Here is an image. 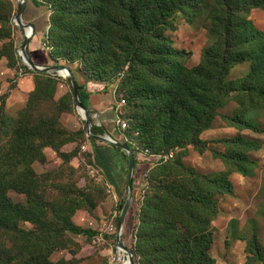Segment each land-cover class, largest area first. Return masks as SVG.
Segmentation results:
<instances>
[{"label":"trees","instance_id":"1","mask_svg":"<svg viewBox=\"0 0 264 264\" xmlns=\"http://www.w3.org/2000/svg\"><path fill=\"white\" fill-rule=\"evenodd\" d=\"M42 1L52 10L50 56L70 66L86 108L91 79L106 83L129 68L117 90L118 94L126 90L129 96L127 113L119 116L130 124L124 135L140 149L161 155L192 145L206 153L210 143L202 135L231 103L239 107L226 116L230 126L260 132L255 118L264 116V32L248 15L264 12V0ZM15 11V3L0 1V41L4 42L0 60L5 57L12 68L19 67ZM178 17L207 32L209 43L197 67L185 66L183 53L166 36ZM81 61L91 62L89 74H82ZM238 68L249 73L229 80ZM26 70L34 76L35 89L12 125L4 113L6 98H0V264H54L41 248L46 237L51 252L66 232L90 237L96 233L72 223L58 229L44 220L45 201L32 165L46 161L43 148H57L45 136L47 120L32 108L36 101L54 96L57 82L56 74L28 66ZM92 132L104 135V129L95 125ZM130 142L137 164L138 153ZM222 142L229 150L219 155L223 161L245 177L252 175L249 152L260 146L240 136ZM177 159L155 166L146 176L138 202L135 253L143 264H215L210 251L219 198L234 194V185L224 175L203 174ZM9 191L24 194L26 202L15 203ZM133 208L132 203L126 220L133 219ZM23 223L35 230L20 228Z\"/></svg>","mask_w":264,"mask_h":264},{"label":"rangeland","instance_id":"2","mask_svg":"<svg viewBox=\"0 0 264 264\" xmlns=\"http://www.w3.org/2000/svg\"><path fill=\"white\" fill-rule=\"evenodd\" d=\"M0 1L15 3L16 15L18 0ZM248 18L264 32V12L253 11ZM64 19L62 17L61 21H67ZM15 28L19 29L16 24ZM166 36L171 38L173 47L183 53L181 62L185 66L193 68L201 64L203 52L209 43L206 31L200 27L189 26L182 17H178L168 28ZM3 43L0 41V49ZM17 48L18 66L22 68V73H29L26 70L27 65L19 54L20 48ZM45 50H47L46 47ZM48 52L50 53V50ZM55 64H58L57 61ZM90 66L91 62L81 61L82 74H89ZM128 70L129 68L126 67L124 73ZM124 73L106 83L91 79V81L102 82L106 93L115 95L114 101L117 105L122 100L127 101L120 107V113L123 115L127 113L129 96L126 90L118 94L116 89H119ZM248 73L249 70L238 68L231 73L229 80L242 78ZM20 76L17 75L15 79H11L7 87L3 89L0 87V98L3 95L6 98L4 113L10 125H12L11 120L18 117L20 111L30 101L35 89L34 87L29 93L26 101L8 107V98ZM55 80L57 84L54 96L36 101L32 108L37 116L47 120L48 132L45 136L48 140L51 138L57 148L50 146L43 148L42 153L46 161H35L32 165L39 178V194L45 201L44 220L58 229L65 227L67 223H72L82 230L95 232L96 235L90 237L66 232L56 242L54 251L49 252L52 243L48 242L47 237L43 240L41 248L48 253L50 262L54 264H124L125 261L123 257L121 259L117 248L116 234L122 211L121 203L123 202L124 205L128 190L126 189L122 199L117 198L103 174L96 168L93 155L87 149V144L91 140L87 135V126L74 103L68 82L59 74L55 75ZM34 85H36L35 79ZM1 103L0 101V106ZM238 107V104L231 103L226 109H222L213 128L203 133L202 140L210 143L206 153H200L192 145L187 149L175 147L173 151L178 153L177 160H182L206 175H224L234 185V194L219 198L220 214L213 223L214 242L210 251L215 264H264V116L255 118L259 122L260 132L231 127L226 116L233 115ZM239 136L260 146L249 152V157L254 164L251 167L253 174L247 177L237 172L234 167L227 165L222 156H219L229 153L226 144L222 141L237 139ZM8 195L15 203H25L27 200L24 194L15 191H9ZM141 195H135L133 219L132 216L128 218L133 222L132 233L129 235V242H131L129 247L134 252L137 245V227L135 226L139 223L137 214ZM20 228L26 231L35 230L30 223L20 224ZM121 254L123 256L122 252ZM135 264H143L136 253Z\"/></svg>","mask_w":264,"mask_h":264},{"label":"crops","instance_id":"3","mask_svg":"<svg viewBox=\"0 0 264 264\" xmlns=\"http://www.w3.org/2000/svg\"><path fill=\"white\" fill-rule=\"evenodd\" d=\"M51 13L52 10L47 4L38 3L36 0H27L23 21L26 24L33 25L35 29V34L28 46V52L32 60L38 65L55 64L50 53L44 47V44L48 42L47 36L50 29ZM13 37L16 46L20 48L24 40V33L20 29L15 28ZM22 72L21 67H10L5 57L0 60V87L2 89L9 85L11 79L21 75L16 87L12 89L8 98V107H13L19 102L26 101L29 93L35 87L33 76L30 73L24 74ZM105 89V85L102 82L89 81L87 83V91L89 92L88 106L92 112L94 125L104 127L116 139L127 144L124 131H121L116 124L120 108L114 101L115 95L106 93ZM87 149L93 155L96 168L103 174L115 196L122 199L124 192L126 189L128 190L129 164L126 153L112 145L94 140L88 142ZM152 168V162L148 158L137 154L134 197L142 193L146 186V176ZM132 225V220H126L122 240L127 246L131 245L129 235L132 233Z\"/></svg>","mask_w":264,"mask_h":264},{"label":"water","instance_id":"4","mask_svg":"<svg viewBox=\"0 0 264 264\" xmlns=\"http://www.w3.org/2000/svg\"><path fill=\"white\" fill-rule=\"evenodd\" d=\"M26 7H27V0H18L17 12L14 18L16 26L24 33V40L19 49V54L23 62L35 72L59 74L65 77L71 89V92L73 94L74 102L77 106L78 112H80V114L83 117V120L86 123L88 137L91 140L99 141V142H102L108 145H112L115 148H118L122 150L123 152H125L128 157V164H129L128 197L122 207V211L119 216L118 231L116 234V242H117V248L121 250L122 252H124L125 254H127L125 260L129 262V264H135L134 250L131 247L127 246L122 240L126 217L132 206L133 199H134V176H135V170H136V160H135L134 151L127 144L116 139L104 127L103 129L106 133L105 135L100 136V135L93 134L92 129H93L94 124L92 121V116L90 114L91 110L89 108H86L83 105V102L80 97L79 89H78L77 80L70 66L62 65V64L38 65L32 60L28 52V46L33 38V35L35 34V29L33 25L26 24L23 21V15H24Z\"/></svg>","mask_w":264,"mask_h":264},{"label":"built area","instance_id":"5","mask_svg":"<svg viewBox=\"0 0 264 264\" xmlns=\"http://www.w3.org/2000/svg\"><path fill=\"white\" fill-rule=\"evenodd\" d=\"M36 1L37 2H40V3H43L42 0H36ZM44 46L47 48L48 51L49 50L51 51V46H50V44L48 42H46L44 44ZM117 90L118 89H116V93H117ZM125 104H126V101L125 100H122L121 103L118 104V107L120 108L121 106H124ZM116 124H117V126L119 127V129L121 131H124L125 132L128 129L127 122L124 121V120H122L120 118V116L118 117V119L116 121ZM126 142H130V141L126 138ZM130 143H132V142H130ZM132 144L136 148L137 153L139 155H143L144 157L148 158V160H150L152 162V167L153 168L155 166H157V165H160V164H163V163H167L169 161H174V160L177 159V154H178L177 151H172L169 154L154 155V154L150 153L148 150L140 149V147H138L136 144H134V143H132ZM119 251H120V257H121V259L123 257L124 261H126L125 259H126L127 254H125L121 250H119ZM121 252L123 253V256H122Z\"/></svg>","mask_w":264,"mask_h":264},{"label":"bare ground","instance_id":"6","mask_svg":"<svg viewBox=\"0 0 264 264\" xmlns=\"http://www.w3.org/2000/svg\"><path fill=\"white\" fill-rule=\"evenodd\" d=\"M65 74V73H64ZM80 113V112H79ZM121 262V261H120ZM125 264H129V262L125 261Z\"/></svg>","mask_w":264,"mask_h":264}]
</instances>
